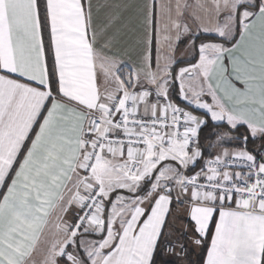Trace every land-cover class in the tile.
<instances>
[{
	"label": "snow or ice",
	"instance_id": "1",
	"mask_svg": "<svg viewBox=\"0 0 264 264\" xmlns=\"http://www.w3.org/2000/svg\"><path fill=\"white\" fill-rule=\"evenodd\" d=\"M0 264H264V0H0Z\"/></svg>",
	"mask_w": 264,
	"mask_h": 264
}]
</instances>
